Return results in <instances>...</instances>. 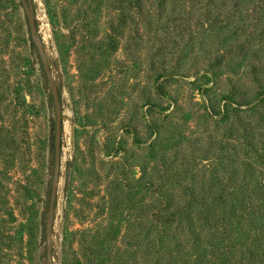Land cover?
Wrapping results in <instances>:
<instances>
[{"label":"rangeland","instance_id":"obj_1","mask_svg":"<svg viewBox=\"0 0 264 264\" xmlns=\"http://www.w3.org/2000/svg\"><path fill=\"white\" fill-rule=\"evenodd\" d=\"M29 1L63 109L52 264H222L200 241L264 264V0ZM55 122L0 0V264H48Z\"/></svg>","mask_w":264,"mask_h":264},{"label":"water","instance_id":"obj_2","mask_svg":"<svg viewBox=\"0 0 264 264\" xmlns=\"http://www.w3.org/2000/svg\"><path fill=\"white\" fill-rule=\"evenodd\" d=\"M28 0H22L24 6L26 7L28 24L31 32L33 41L38 47L40 57L44 64V68L47 74V80L49 81V86L51 88L52 98L55 103L56 108V122H55V136H54V147H55V164H54V175L52 180V190H51V201L49 210V223L47 226V240H48V264H52V230L55 218V208L58 198V185L60 183V176L62 171V127H63V109L61 105V97L59 89L56 87L51 76V66L47 59V54L44 47V42L37 35V20L34 4Z\"/></svg>","mask_w":264,"mask_h":264},{"label":"trees","instance_id":"obj_3","mask_svg":"<svg viewBox=\"0 0 264 264\" xmlns=\"http://www.w3.org/2000/svg\"><path fill=\"white\" fill-rule=\"evenodd\" d=\"M229 205V204H228ZM246 199L245 200H237L235 198V202H231V204L228 207V210H230V212L225 211V209H223V212H221L222 215L224 214H232V211H234V213L238 214V212H241L242 214H246ZM218 210H217V206H213V205H206L205 203L201 204V209L199 210L198 214H200L201 216V220L205 221V223L207 224H212L213 222H211V220L208 218V214H211L212 217H216ZM215 215V216H214ZM192 214H189V217L186 220H190L192 221L191 218ZM245 218V216H244ZM168 220H170V217L168 218ZM201 220L199 221L201 223ZM166 221V220H164ZM242 225V224H241ZM244 226V225H242ZM238 227V226H237ZM240 227V226H239ZM227 228V227H225ZM234 228V227H233ZM243 234H246V229L242 230ZM198 234V233H197ZM196 235V234H194ZM241 235V234H238ZM200 246L202 247V249L199 246H195V243H191V246L194 250H198L197 253L200 256H203V260L207 261V262H217L220 261L222 262V264H246V256L244 254V252H242V255L238 256L234 253V250H232L231 248L225 246L224 245L222 247H219L220 245L218 244L217 246L212 245L211 249H207L206 247H203L202 245V241L199 242ZM239 253V251H238ZM236 256H235V255ZM214 264V263H213ZM218 264V263H216Z\"/></svg>","mask_w":264,"mask_h":264}]
</instances>
